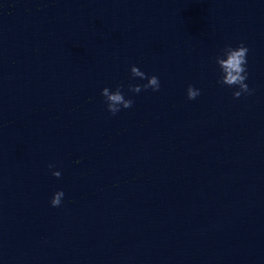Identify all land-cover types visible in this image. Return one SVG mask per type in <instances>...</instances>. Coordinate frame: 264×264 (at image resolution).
<instances>
[{
	"label": "water",
	"instance_id": "water-1",
	"mask_svg": "<svg viewBox=\"0 0 264 264\" xmlns=\"http://www.w3.org/2000/svg\"><path fill=\"white\" fill-rule=\"evenodd\" d=\"M0 264H264V0H0Z\"/></svg>",
	"mask_w": 264,
	"mask_h": 264
},
{
	"label": "clouds",
	"instance_id": "clouds-1",
	"mask_svg": "<svg viewBox=\"0 0 264 264\" xmlns=\"http://www.w3.org/2000/svg\"><path fill=\"white\" fill-rule=\"evenodd\" d=\"M247 53L248 48L243 44L238 45L233 48L231 46H225L222 49L220 55L216 57V64L220 70L221 77L218 83L226 85L229 87L237 86L238 91L232 93L234 98H239L242 93H250L248 85L245 83L247 79ZM131 76L140 79H147V83L143 85H129L128 88L133 93H139L142 89L147 90L151 88L153 91L159 90V79L157 76L146 77L145 73L139 70L138 67L132 66L130 68ZM123 85L117 84L114 90H110L105 87L101 89V95L105 99L106 107L108 112L115 115L120 111L121 108H130L133 104L131 99H126L122 91ZM186 95L188 100H194L198 95H200L199 89L194 88L189 85L186 89ZM51 167V165L49 166ZM53 176L59 177L60 172L56 171L52 173ZM64 196L63 191H57L53 194L50 204L53 207H58L61 204V199Z\"/></svg>",
	"mask_w": 264,
	"mask_h": 264
}]
</instances>
